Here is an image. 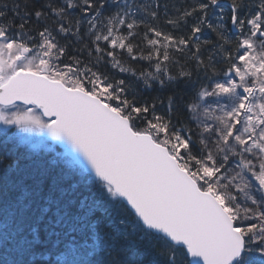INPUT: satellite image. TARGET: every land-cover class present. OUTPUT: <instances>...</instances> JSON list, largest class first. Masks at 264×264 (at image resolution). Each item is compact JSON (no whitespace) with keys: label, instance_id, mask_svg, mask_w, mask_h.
Wrapping results in <instances>:
<instances>
[{"label":"snow or ice","instance_id":"6c2138e0","mask_svg":"<svg viewBox=\"0 0 264 264\" xmlns=\"http://www.w3.org/2000/svg\"><path fill=\"white\" fill-rule=\"evenodd\" d=\"M0 125V264H264V0H2Z\"/></svg>","mask_w":264,"mask_h":264},{"label":"trees","instance_id":"16d2710c","mask_svg":"<svg viewBox=\"0 0 264 264\" xmlns=\"http://www.w3.org/2000/svg\"><path fill=\"white\" fill-rule=\"evenodd\" d=\"M2 2V0H0ZM15 0H8L9 5L11 6L12 3H14ZM192 0H169V3H176L178 5L184 4V3H191ZM213 23H216V18L215 16L210 18ZM19 22V21H17ZM228 27H230V19L226 22ZM166 30L173 31L174 34L179 35L180 32L171 29L170 26H167ZM202 39H215V34L211 32V30L206 29L204 34L201 37ZM61 43H65V41L61 40ZM79 45L77 44H72L69 46L68 52L69 55H79V53H74L73 49L78 48ZM81 59L87 60V52L83 53L81 56ZM64 63H71V61L68 59L67 56L62 58ZM147 62L146 61H141L139 63L136 62H129L125 61L124 66L125 67H133L135 65L134 70H139L141 67L146 66ZM149 71H152L153 69H148ZM101 71H104L106 74H108L110 77H112L114 80L115 79H125L126 82L129 83L130 85V93H129V98H131L132 94H135L136 97L143 102L144 100H148L149 103L155 98L157 100L156 104V110L158 114H163L167 110V102H168V97L172 94L170 90L168 89H162L159 87L158 84L155 85L153 88H148L146 87L142 81L137 82L135 77H132L130 73H121L119 70L116 69H111L110 65L107 67H101ZM175 71V69H174ZM154 83V82H153ZM175 116V114H174ZM185 117L182 115L181 119H184ZM3 140V135L0 133V141ZM9 149L14 153L11 156V160H18L21 166L25 165H31L33 161L37 163H43L47 162L49 164H53V161H47V160H53V156L55 153H50V152H42V153H37L38 155L33 152L28 145H25L23 143H18L15 146H13L11 143L8 145ZM4 154V150L2 147H0V155ZM5 163H8V161H5Z\"/></svg>","mask_w":264,"mask_h":264},{"label":"rangeland","instance_id":"374dc122","mask_svg":"<svg viewBox=\"0 0 264 264\" xmlns=\"http://www.w3.org/2000/svg\"><path fill=\"white\" fill-rule=\"evenodd\" d=\"M204 118L205 117H201V119H204ZM2 128H3V126L0 125V129H2ZM16 132H17V130L15 128L10 129L9 133H8L9 137H11L12 134L16 133ZM19 135H23V136L28 137L33 144H38L40 142V139H41V134L40 133H19ZM30 149L33 150V151H36V152L39 151L38 149H33L31 146H30ZM38 157H40V155H38ZM47 161H53V160H47Z\"/></svg>","mask_w":264,"mask_h":264},{"label":"bare ground","instance_id":"6f19581e","mask_svg":"<svg viewBox=\"0 0 264 264\" xmlns=\"http://www.w3.org/2000/svg\"><path fill=\"white\" fill-rule=\"evenodd\" d=\"M230 27H231V25H230Z\"/></svg>","mask_w":264,"mask_h":264}]
</instances>
